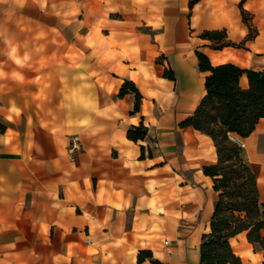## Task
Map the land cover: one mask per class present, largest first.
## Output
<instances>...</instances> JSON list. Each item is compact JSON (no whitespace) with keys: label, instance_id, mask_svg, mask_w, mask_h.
Returning <instances> with one entry per match:
<instances>
[{"label":"crops","instance_id":"crops-1","mask_svg":"<svg viewBox=\"0 0 264 264\" xmlns=\"http://www.w3.org/2000/svg\"><path fill=\"white\" fill-rule=\"evenodd\" d=\"M189 1L0 0V264H200L216 152L179 124L205 93L195 51L261 70L264 36L241 51L194 43L197 30L235 40L246 26L228 8L241 0ZM140 123L144 136L129 138ZM242 139L264 203V118ZM229 241L241 264H264L246 231Z\"/></svg>","mask_w":264,"mask_h":264},{"label":"trees","instance_id":"trees-1","mask_svg":"<svg viewBox=\"0 0 264 264\" xmlns=\"http://www.w3.org/2000/svg\"><path fill=\"white\" fill-rule=\"evenodd\" d=\"M196 0H190L191 5ZM243 0L240 2L242 3ZM244 9L242 8V11ZM221 30H204L202 37L216 40ZM223 43L215 48H221ZM198 67L206 71L205 93L191 115L183 119L181 126L191 125L208 134L215 146L216 161L203 166V173L211 176L216 192L214 209L209 222V231L200 236V264H241L233 251L230 237L246 231L247 240L264 250V203L258 198L254 172L245 159L242 149L227 137L234 133L247 135L259 118H264V69L253 70L233 62L211 64L206 54L195 51ZM247 77L248 85L242 87L239 78ZM164 76L173 77L164 72ZM129 89L135 93L134 110L139 107L140 93L132 81L125 80L119 94ZM146 127L141 123L132 125L127 135L131 139L142 138ZM142 252H147L142 251ZM154 263L159 264L157 260Z\"/></svg>","mask_w":264,"mask_h":264},{"label":"rangeland","instance_id":"rangeland-1","mask_svg":"<svg viewBox=\"0 0 264 264\" xmlns=\"http://www.w3.org/2000/svg\"><path fill=\"white\" fill-rule=\"evenodd\" d=\"M208 1V0H205ZM228 8L232 14H237L238 18L243 22L246 26V32L242 37L236 38L235 40L228 39V32L226 28L220 29L221 31L217 35L216 40L210 42L211 46L218 47L223 43H229L232 49L234 50H242V49H250V41L254 40L256 37H261L264 35V9H245L242 11V3L239 2L238 7L235 3L229 4ZM237 10L239 13H237ZM219 30V29H218ZM204 30H197L193 33L192 36L195 37L194 43L199 42L200 40L197 37H202V33ZM260 34L259 36H257ZM193 38V37H192ZM193 40V39H192ZM190 41V40H189ZM191 42H186L187 47L191 46ZM178 48V47H177Z\"/></svg>","mask_w":264,"mask_h":264},{"label":"built area","instance_id":"built-area-1","mask_svg":"<svg viewBox=\"0 0 264 264\" xmlns=\"http://www.w3.org/2000/svg\"><path fill=\"white\" fill-rule=\"evenodd\" d=\"M227 137L231 141L235 142L240 148L244 147V141L238 135L228 132ZM81 148L82 146H81L79 139L77 137H72L68 143V151H69L70 156L73 157L75 153L78 152ZM166 251L168 252L169 250L166 249Z\"/></svg>","mask_w":264,"mask_h":264}]
</instances>
